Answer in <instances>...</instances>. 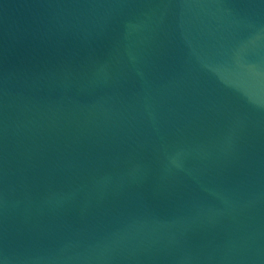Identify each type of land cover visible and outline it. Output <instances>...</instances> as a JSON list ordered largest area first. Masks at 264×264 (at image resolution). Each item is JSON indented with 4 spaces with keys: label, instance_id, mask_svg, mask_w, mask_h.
<instances>
[{
    "label": "water",
    "instance_id": "95a60500",
    "mask_svg": "<svg viewBox=\"0 0 264 264\" xmlns=\"http://www.w3.org/2000/svg\"><path fill=\"white\" fill-rule=\"evenodd\" d=\"M0 264H264V0H0Z\"/></svg>",
    "mask_w": 264,
    "mask_h": 264
}]
</instances>
